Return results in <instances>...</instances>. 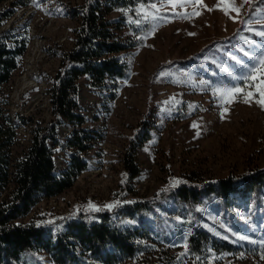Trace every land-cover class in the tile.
Masks as SVG:
<instances>
[{"label":"rangeland","instance_id":"374dc122","mask_svg":"<svg viewBox=\"0 0 264 264\" xmlns=\"http://www.w3.org/2000/svg\"><path fill=\"white\" fill-rule=\"evenodd\" d=\"M81 1L26 0L13 5L7 0L0 4L13 9L0 29L11 28L28 38L18 67L0 91V102L13 117L19 113L32 119L19 125L16 150L29 143L34 124H44L52 117L48 88L59 66V50L72 45L78 24L65 4ZM251 1L151 0L138 4L131 11L133 25L127 24L122 31L124 38L136 43L128 55L129 76L120 79L116 89L92 86L84 77L78 82L81 112L87 117L82 126L98 135L84 154L88 167L70 187L43 198L19 220L149 196L189 175L207 179L264 167V2L246 15ZM239 26L233 40L236 47L207 53L205 70L189 63L156 71L160 63L186 57ZM144 116L151 122V136L136 151L140 172L125 191L119 186L123 152ZM71 129L72 124L64 120L58 125V137L64 140ZM54 150L56 170H61L67 157L59 148ZM11 188L12 184L0 197L7 198ZM232 207L246 220L244 231L232 229L212 208L207 213L210 222L204 223L217 235L249 240L252 249L224 250L208 261L264 264V211L254 216L248 199L242 198ZM177 241L183 243L180 238ZM37 256L51 264L43 252ZM76 264L103 263L84 255ZM115 264H138V258Z\"/></svg>","mask_w":264,"mask_h":264},{"label":"trees","instance_id":"16d2710c","mask_svg":"<svg viewBox=\"0 0 264 264\" xmlns=\"http://www.w3.org/2000/svg\"><path fill=\"white\" fill-rule=\"evenodd\" d=\"M8 1L13 5L26 3ZM150 1L82 0L65 4L78 24L73 29L72 45L59 50V66L48 88L52 117L44 124H34L29 143L19 150L15 149L18 127L32 119L19 113L13 117L0 102V196L12 184L8 197H0V264H46L37 252H43V258L51 264H76L84 255L103 264L127 258H138V264H213L208 258L214 253L237 252L247 246L252 249L249 240L217 235L204 221L210 222L207 213L212 208L232 229L244 231L248 224L232 205L241 198L248 199L251 214L264 211V167L207 179L189 175L149 196L19 220L43 198L70 187L88 167L84 154L98 135L94 129L82 126L87 117L81 112L79 79L84 77L92 86L116 89L119 80L129 76L128 55L136 43L124 38L122 31L127 24L133 25L131 11ZM263 2L252 0L246 15ZM12 14L11 7H0V27ZM239 29L186 57L160 63L156 71L189 63L205 70L204 56L235 48L233 40ZM27 43L26 35L11 28L0 29V91L18 67ZM64 120L72 124V129L61 140L57 128ZM150 126L144 116L129 136L119 180L125 191L140 172L136 151L150 138ZM55 147L67 157L61 170H56Z\"/></svg>","mask_w":264,"mask_h":264},{"label":"water","instance_id":"95a60500","mask_svg":"<svg viewBox=\"0 0 264 264\" xmlns=\"http://www.w3.org/2000/svg\"><path fill=\"white\" fill-rule=\"evenodd\" d=\"M4 29H6V27Z\"/></svg>","mask_w":264,"mask_h":264}]
</instances>
